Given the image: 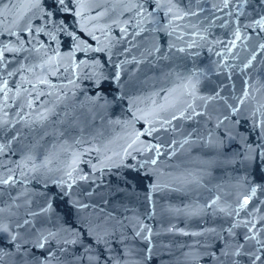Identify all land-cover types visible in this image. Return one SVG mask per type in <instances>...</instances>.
Returning <instances> with one entry per match:
<instances>
[{
  "label": "water",
  "instance_id": "1",
  "mask_svg": "<svg viewBox=\"0 0 264 264\" xmlns=\"http://www.w3.org/2000/svg\"><path fill=\"white\" fill-rule=\"evenodd\" d=\"M137 2L84 0L86 9L83 17L64 14H54L52 17L54 22L61 19L71 21L69 31L82 35L93 48H105L103 52L87 53V58L96 57L100 61L101 70L108 77L103 83V90L112 104L100 107L90 103L89 98L96 91L93 80L89 79L93 75L91 69H85L87 75L80 74L81 78L76 81L79 87L68 84V79L72 78V69L68 67L71 62L67 59L62 62L68 67L67 72L62 67L57 76H49L53 84L65 86L59 102H56L55 96L42 97L49 99V106L54 107L49 119L42 126L34 124L31 129L18 123L0 137V143L7 144L13 133L17 130L20 132L16 140H11L10 147L0 154V177L8 176L9 170H12L11 174L17 180L14 186H0L3 192L0 207L13 205L12 210L16 213L10 219L6 217L4 223L15 228L17 220L30 218L29 212H39L45 205L42 179L47 175L53 178L62 176L74 155H79L78 173L73 175H87L89 179L78 180L62 201L79 200L91 205L84 210L91 216L110 213L124 221L125 227L121 232L129 238L124 244L134 249L135 259L140 264H217L210 253L216 252L219 255L218 250L225 244L233 248L237 244H244L241 255L236 259L239 264H251L250 254L257 246L254 241L244 240L247 230L242 224L234 229L235 235H229L226 230L234 222L244 220H254L257 229L264 226V220L260 219L264 217V166L249 164L244 155L245 144L255 147L257 141L264 143V139H261V128L264 125L260 124L264 121V107H261L264 105V50L259 48L260 44H264V32L259 28L244 27L264 16V0H249V3L240 4L239 7L236 6L237 0H229L228 8H223V0H200L199 4L192 0H176L180 9L188 11L190 6L192 10L198 11V15L169 23L170 17L165 16L161 9L144 20L142 32H138L135 27L141 19L135 15L136 9L132 7ZM29 3L30 0H0V33H4L0 35V40L8 43L16 39L8 35L7 30L10 29L25 41L31 40L37 48L43 42L48 54L54 55L56 42L50 41L45 35L52 29V25L45 27V33H33L36 39L21 31L29 18L33 28L42 25V11L51 10L55 13V9L49 7L51 0H44L42 9L29 10ZM69 7L78 10L76 0ZM145 7L152 11L154 5L145 4ZM221 8L223 11L219 10ZM81 25L88 30H95L99 43L87 32H81ZM121 28H126L127 32L122 33ZM237 28L242 38L232 48L229 42L235 38ZM57 36L60 40L59 52L63 56L69 51V41L62 33H57ZM193 41H196V45L189 48L188 45ZM171 44L176 47L170 48ZM155 47H160L161 53L167 54L169 58L156 59L161 53L148 55ZM179 48L185 51L179 52ZM253 54H256V59L252 67L239 71ZM24 55L27 53L12 58L11 54H6L10 62L8 68L2 70L4 77L8 70H15L20 63L29 62L21 58ZM33 56L36 54L33 53ZM82 58H85L84 54H75L76 62ZM30 60L31 63L39 62L38 57ZM117 70L120 72L118 81L112 79ZM190 71L200 73L198 95L209 96L219 91L224 99L209 104L211 118L208 122L201 116H194L190 120L181 118L173 121L167 131L162 129L150 137L142 136L141 140L160 144L161 155L157 164H146L139 173L130 171L123 165H139L150 157L154 158L152 152L137 153L132 149H128L132 151V156L124 155L134 133L149 126L143 119L137 120L136 117L147 115L157 104L163 103V97L173 89H178ZM168 72L174 75L168 76ZM25 75L33 78L30 73ZM19 83V76L9 79V87ZM245 89L250 95L240 104L238 101L243 98ZM11 96L12 93H9L10 105L21 103L20 100L13 101ZM153 101L156 103L153 104ZM98 103L103 104L102 101ZM196 103L202 104L201 101ZM233 108L238 111H233ZM18 110L15 106L9 107L8 118L16 119L15 113ZM200 110L197 107V111ZM176 114L179 116L178 111ZM221 119L223 124L216 127ZM185 140L188 142L184 143ZM29 156L32 161L25 168L23 164ZM46 160H51L50 168H60L62 171L51 174L45 173L43 169L28 172L33 163L39 167ZM92 165H96V170H93ZM22 171L27 172V176H21ZM133 176L138 178L132 179ZM125 177L132 187L125 184ZM153 184L159 187L151 192L149 200L150 186ZM51 187L49 184V189ZM252 188L256 189L255 196H249L250 203L236 216L238 202ZM217 195L221 197L220 206L232 212V216L214 210L215 206L206 207ZM66 207L64 202L58 206L53 204L55 213L60 216H64ZM31 219L36 228H51L56 215L45 214ZM138 221L151 229L150 242L142 237L133 238ZM75 223L79 224V221ZM206 229H216V233ZM16 231L22 238H29L26 228H18ZM197 232L204 234L192 235ZM220 236L224 239L221 240ZM259 238L264 240V231L260 232ZM56 247L53 245L54 250ZM111 247L118 250L119 254L123 246L117 242ZM148 248H151V253L147 261H144ZM68 249L62 259L76 264L72 257L82 254L81 245H71ZM6 250H12L10 241ZM43 254L36 252L38 256ZM4 264H22V261L16 255L5 257ZM79 264L88 262L80 260ZM257 264H264V257Z\"/></svg>",
  "mask_w": 264,
  "mask_h": 264
},
{
  "label": "snow or ice",
  "instance_id": "2",
  "mask_svg": "<svg viewBox=\"0 0 264 264\" xmlns=\"http://www.w3.org/2000/svg\"><path fill=\"white\" fill-rule=\"evenodd\" d=\"M44 0H30V3L27 5L29 10L32 9H42V3ZM192 2L199 4L200 0H192ZM73 3V0H51L50 8L55 9V13L51 10L42 11L40 19L43 21L42 25H37L35 28L31 25V21L27 22L26 26L21 29L22 32H26L32 39H36V35L40 33H45V27L52 25V29L45 33L50 41L56 42V48L53 49L54 55H49L47 47L43 42H40V47L37 48L32 44L31 40L25 41L22 36H19L17 32L12 30H7L9 36H15L16 39L9 40L8 43H4L3 40H0V77H4V72L8 68L10 60L6 58V54H11L12 58H16L21 53H27V55L22 56L21 58L24 61H29L28 63H20L19 67L15 70H8L6 77L0 79V137L4 133L15 128L16 124H22L23 127L31 129L34 124L43 125L45 121L49 119V116L53 113L54 107L49 106V99H42V97H53L55 96L56 102L61 100V93L63 87H58L56 84L49 79V76H57L60 73L61 68L63 67L64 72L68 71V67L72 69V78L68 79V84H71L75 87H79L76 83L78 79L81 78L80 74L85 72V69H91L93 75L89 79L93 80L94 87L96 89L95 95L90 97V103L94 106L107 107L112 104V101L107 99V96L103 90V83L108 80V77L105 76L104 72L101 70L102 65L96 57L87 58V53L89 52H103L105 51L104 47L93 48L82 35H78L76 31H69V26L71 21L59 20L54 22L52 17L54 14H64L65 16L71 15L76 17H83L86 9L84 0H76V9L69 7ZM249 0H237L236 6L239 7L240 4H247ZM145 4L154 5L152 11H149L145 7ZM136 9L135 15L141 17L140 20L136 22L135 27L138 29V32L144 31L141 25L144 23V20L148 17H152L154 13L158 10L163 9V14L169 16L171 23L173 20H183L187 16H196L198 11H194L189 6L188 11H183L179 8L178 2L176 0H138L137 3L132 5ZM229 7V0H223V8ZM223 8L219 9L223 11ZM132 9L130 8L129 11ZM231 13H229L230 15ZM99 15H103L100 13ZM48 17V19H45ZM23 17H21L22 19ZM97 17H93L96 19ZM245 28L253 27L259 28L264 32V16H260L258 19H255L251 25L245 24ZM166 31V29H163ZM175 29H173L174 31ZM81 32H87L88 35L92 37L93 40H96L99 43V37L96 36L95 30H88L86 27L81 25ZM122 33H126V28H121ZM138 32L136 34H138ZM35 33L36 35H33ZM57 33H62L68 39V48L69 51L63 56L59 52L60 40L57 36ZM4 33H0L3 35ZM235 38L230 41L232 48L236 47L237 41L241 40V33L239 28H237ZM183 39V37H179ZM201 39H204L201 36ZM246 39V37H245ZM28 45L27 47L25 45ZM196 41H193L188 45L189 48L194 47ZM170 48H175V44H171ZM259 48L264 50V44H260ZM41 49H44L41 52ZM179 52H184V48L177 49ZM231 51V49H229ZM79 52L84 54L85 58L75 61V54ZM33 53L36 56H33ZM156 53H161L160 47H155L153 50L148 52V55L154 56ZM219 55V54H218ZM39 58L38 63H31V59ZM169 57L165 53H161L156 57L158 60H167ZM67 59L71 63L68 67L63 65V61ZM256 59V54H253L246 63L243 64V67L239 71L243 72L246 69L252 67L253 61ZM126 63V62H125ZM170 67V66H169ZM119 69V65H117ZM39 70V71H37ZM25 73L32 74V79H30ZM168 76L174 75L173 72H168ZM19 76L20 83L14 84L13 87H9V79L12 77ZM120 72L117 70L113 73L112 79L119 80ZM200 82V73L197 71H190L188 76L184 77L183 82L178 89H173L172 92L167 93L163 97L164 102L157 104L150 113L147 115L137 116L136 119H143L146 124L149 126L144 128L141 131H136L134 133V138L131 143L128 144V147L124 151L125 156H132V149L137 153H154V158L150 157L139 165L127 164L123 165L124 167L139 173L141 169L145 168L146 164L155 165L157 164L158 158L161 155V145L153 144L146 140H141L142 136H152L153 133H156L160 130H169L172 127V122L177 119H193L194 116H201L204 118L205 122L210 120V110L209 104L213 101L223 100L224 97L220 96L219 91L214 95L202 96L197 94V85ZM246 83V82H245ZM30 85L31 87H26ZM9 93H12L11 99L13 101L20 100L21 103L10 105L8 103L10 97ZM250 93L247 89L243 91V98L239 99L238 103L243 104L245 100L249 97ZM113 99H116L115 97ZM102 101L103 104L98 102ZM197 101H201L202 104L197 105ZM118 102V101H117ZM156 102L153 101V104ZM15 106L19 110L15 113L17 117L14 120H10L9 112L7 109L9 107ZM197 107H200L201 110L197 111ZM214 107V106H213ZM229 107H232L229 105ZM264 107V105H261ZM233 111H238V109L233 108ZM179 112V116L176 114ZM259 111V109H257ZM168 115L165 116L164 114ZM151 117V118H149ZM223 119H227L224 117ZM223 119L219 120L216 123V127H219L223 124ZM260 124L264 125V121H261ZM20 135L19 130L13 133L11 140H16ZM244 140V137H241ZM261 139H264V128H261ZM11 140L5 144L0 143V154H3L9 147ZM188 141L185 140L184 143ZM135 146V147H134ZM183 147V145H181ZM245 160L249 164L258 163L259 166H264V143L257 141L255 147L252 144H245ZM135 159V157H133ZM32 161V157H27L23 167L27 168L28 162ZM51 160H46L42 165L37 167L34 163L31 168H28V172H38L41 169L45 173L51 174L54 171H62L60 168H50L49 164ZM80 163V156L74 155L72 163L68 165V170L63 171V175L53 178L51 175H47L42 179L45 191L42 193L45 200V205L40 208L39 212H29L28 217L22 221L17 220L15 228H10L8 224L4 223L5 218H11L16 215L13 212V205H7L0 207V264H4L5 257H14L19 255L22 261V264H71V262L65 261L62 259L63 254L68 252V246L71 245H81L82 254L80 256L73 255L72 260L79 264L80 260H86L88 264H140V261L135 259L134 249L128 247L124 244V241L129 239L127 236L121 232V229L125 227L124 221L118 220L115 216H112L110 213H105L102 216H91L88 213H85L84 210L91 207L87 203H83L79 200L68 201L63 200L62 198L67 197L69 190L78 180H88L87 175L77 174L76 176L73 173H78V166ZM120 165H117L119 167ZM21 167V165H17ZM93 170H96V165H92ZM10 174L6 177H0V186L15 185L17 183L16 177L14 174H11L12 170H9ZM27 172H21V176H27ZM44 173H42V176ZM66 177V178H65ZM137 176H133L132 179H137ZM125 184H128V178L125 177ZM49 184H51V189H49ZM129 187H132L131 184H128ZM159 185L153 184L150 186V193L148 199H151V192L157 190ZM256 189L252 188L251 192L245 195L237 205L236 216H239L240 210H245L247 205L250 203L249 196H255ZM3 195V192L0 191V196ZM91 195V193H89ZM221 197L217 195L214 199L211 200L209 204L206 205L207 208H213L214 210H219L224 212L227 216H232V212L227 211L224 207L220 206ZM60 202L66 203L67 207L65 210L64 216H60L58 213H55L53 204L57 206ZM18 207V205H17ZM258 211V209H257ZM45 214H55L56 220L53 222L51 228H36L33 219L36 216H45ZM50 219V216L48 217ZM264 220V217L260 218ZM78 220L79 224H76L75 221ZM242 226L247 230L244 234L245 241H254L255 251L251 252L250 260L251 264H257L264 257V240H261L260 232L264 231V226L260 229H257L256 222L254 220H244L242 222H234L226 231L229 235H235L234 229ZM68 225V226H66ZM137 230L133 234V238L142 237L145 241L150 242L151 240V229L147 228L143 222H137ZM18 228H26V235L28 239L21 237L20 233L16 231ZM147 228V231H146ZM205 231L216 233V229H206ZM119 233V235H117ZM251 233V234H249ZM143 234V236H142ZM187 234V233H185ZM202 232L192 233L194 236L203 235ZM221 240L224 239L223 236L219 237ZM11 242V249L6 250L8 247V242ZM19 241V242H17ZM85 241H89L85 243ZM120 243L123 247L119 250L117 254L116 249H113L111 245L113 243ZM27 245V247H25ZM53 245L57 247L53 248ZM244 244H237L234 248L231 245L225 244L219 249V255L216 252L210 253V256L217 264H239V261L236 259L242 253L244 249ZM35 249V252L33 251ZM36 252H43V256L36 255ZM60 253V255H57ZM151 253V248H148L145 255L144 261H147L149 258L148 254ZM244 255H249V253H244Z\"/></svg>",
  "mask_w": 264,
  "mask_h": 264
}]
</instances>
